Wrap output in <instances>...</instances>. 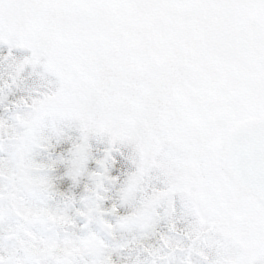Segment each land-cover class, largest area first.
Here are the masks:
<instances>
[{
  "label": "snow or ice",
  "instance_id": "6c2138e0",
  "mask_svg": "<svg viewBox=\"0 0 264 264\" xmlns=\"http://www.w3.org/2000/svg\"><path fill=\"white\" fill-rule=\"evenodd\" d=\"M0 264H264V0H0Z\"/></svg>",
  "mask_w": 264,
  "mask_h": 264
}]
</instances>
